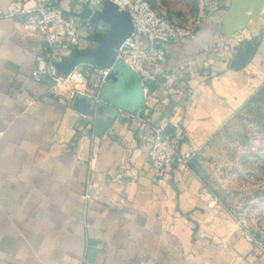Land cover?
I'll use <instances>...</instances> for the list:
<instances>
[{
    "label": "crops",
    "instance_id": "obj_1",
    "mask_svg": "<svg viewBox=\"0 0 264 264\" xmlns=\"http://www.w3.org/2000/svg\"><path fill=\"white\" fill-rule=\"evenodd\" d=\"M146 1L176 22L196 13L195 0ZM225 11L205 20L194 39L167 48L165 75L150 89L149 114L190 156L189 171L172 166L161 185L147 171V128L129 118L142 104L136 75L112 94L108 106L118 114L98 137L94 117L32 80L41 36L0 19V264H264V251L241 237L227 212L199 200L204 186L193 167L264 84V13L227 38ZM99 14H78L90 20L79 51L95 49L96 34L106 36L107 28L94 30ZM252 39L249 64L231 70L235 50Z\"/></svg>",
    "mask_w": 264,
    "mask_h": 264
},
{
    "label": "built area",
    "instance_id": "obj_2",
    "mask_svg": "<svg viewBox=\"0 0 264 264\" xmlns=\"http://www.w3.org/2000/svg\"><path fill=\"white\" fill-rule=\"evenodd\" d=\"M113 3L118 11L126 12L133 32L117 50L115 62L127 66L139 80L142 104L129 118L147 128L149 150L147 171L154 182L163 184L167 170L175 166L181 172L189 171L190 156L179 151L180 139L165 123L156 122L149 114L151 91L149 83H161L165 75L166 52L173 44L195 38V31L210 16H218L228 6L227 0H195L196 13L191 19L174 21L146 0H10L0 8V19L19 20L24 29L38 33L43 41V54L34 67L33 81L47 83V94L62 98L68 105L76 96L100 102V94L112 67L101 68L92 64H78L67 75H60L57 65L81 48L83 25L79 13L88 8L101 12L104 2ZM109 27L98 23L94 30L102 33ZM136 41H143L139 44ZM171 93V92H170ZM204 186V185H203ZM213 209L215 197L205 187L198 196ZM241 237L256 248L262 243L254 233L240 223Z\"/></svg>",
    "mask_w": 264,
    "mask_h": 264
},
{
    "label": "rangeland",
    "instance_id": "obj_3",
    "mask_svg": "<svg viewBox=\"0 0 264 264\" xmlns=\"http://www.w3.org/2000/svg\"><path fill=\"white\" fill-rule=\"evenodd\" d=\"M262 86L197 153L193 167L215 197V208L227 212L238 229L242 223L251 230L264 251V91L259 93Z\"/></svg>",
    "mask_w": 264,
    "mask_h": 264
},
{
    "label": "water",
    "instance_id": "obj_4",
    "mask_svg": "<svg viewBox=\"0 0 264 264\" xmlns=\"http://www.w3.org/2000/svg\"><path fill=\"white\" fill-rule=\"evenodd\" d=\"M228 6L221 19V33L230 38L245 30L251 22H256L264 13V0H227ZM104 23L109 27L106 36L96 34L93 38L97 47L93 50L77 51L70 58H66L57 65L60 75H67L78 64H92L101 68H110L109 77L100 94V102L89 98L76 96L71 101V108L81 115L94 117V134L103 136L114 123L118 110L109 107L112 94L116 93L123 77L133 73L121 62H115L116 50L131 37L133 26L126 12L118 11L117 7L108 1L94 21ZM134 74V73H133ZM139 82V80H138ZM142 96V89L139 83ZM139 107L132 114L137 113Z\"/></svg>",
    "mask_w": 264,
    "mask_h": 264
},
{
    "label": "trees",
    "instance_id": "obj_5",
    "mask_svg": "<svg viewBox=\"0 0 264 264\" xmlns=\"http://www.w3.org/2000/svg\"><path fill=\"white\" fill-rule=\"evenodd\" d=\"M256 49H257V41L255 39L241 43L238 46V48L235 50L233 59L229 64V68L235 71H239L245 68L251 61ZM186 77L187 76H185L183 79H186ZM153 84L154 83H149L150 89H152ZM186 88L189 89V87ZM262 91H264V85L260 89L259 93H261Z\"/></svg>",
    "mask_w": 264,
    "mask_h": 264
}]
</instances>
